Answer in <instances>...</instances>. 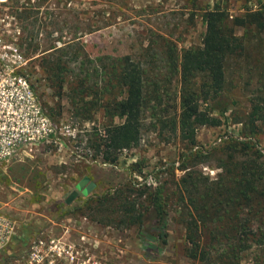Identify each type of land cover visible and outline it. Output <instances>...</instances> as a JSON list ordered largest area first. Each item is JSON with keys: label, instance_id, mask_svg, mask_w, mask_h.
I'll return each instance as SVG.
<instances>
[{"label": "trees", "instance_id": "16d2710c", "mask_svg": "<svg viewBox=\"0 0 264 264\" xmlns=\"http://www.w3.org/2000/svg\"><path fill=\"white\" fill-rule=\"evenodd\" d=\"M203 20L197 47L179 52L166 43L157 51L154 41L137 58H92L74 38L41 57L43 72L55 97L67 96L74 118L92 121L102 112L103 129L90 140L102 164L118 166L124 151L140 145L147 125L191 146L163 183L131 178L89 196L84 204L94 221L119 231L136 228L143 256L152 262L168 248L175 219L185 232L187 260L264 264V152L253 143L264 124V3L233 21L216 4ZM228 113L247 136L201 149L198 130L220 127ZM212 157L221 170L216 181L195 168ZM128 170L142 174L138 162Z\"/></svg>", "mask_w": 264, "mask_h": 264}, {"label": "rangeland", "instance_id": "374dc122", "mask_svg": "<svg viewBox=\"0 0 264 264\" xmlns=\"http://www.w3.org/2000/svg\"><path fill=\"white\" fill-rule=\"evenodd\" d=\"M263 3L264 0H0V84L8 82L7 91L11 93L17 80H25L56 128L54 139L37 143L8 166L0 167V214L18 222L16 235L0 255V264H198L185 258V232L175 219L170 222L168 248L152 262L143 256L136 228L119 231L103 226L91 218L84 204L89 196L100 195L131 178L142 182L148 176V182L154 185L171 179V164L178 168L191 146L147 125L140 145L124 151L118 166L102 164L90 143L97 134L93 132L103 129L102 112L92 121L74 118L67 96L55 97L41 57L52 46L61 47L74 38H79L92 58H137L154 41L157 51L169 43L181 52L201 45L207 9L216 4L227 8L233 21ZM235 31L242 35L244 30L235 27ZM234 71L231 68L229 72ZM3 106L0 99V119L7 121L10 128L27 121L26 117L4 116ZM244 136L243 126L234 124L228 113L220 127L200 128L197 141L208 152L223 147L231 138L243 140ZM253 143L264 152V124ZM209 160L195 168L216 181L221 170L214 157ZM137 162L142 174H130L128 169ZM174 172L177 178L183 175L180 170ZM85 176L96 184V189L88 196L84 190L67 204ZM243 264L256 263L250 258Z\"/></svg>", "mask_w": 264, "mask_h": 264}, {"label": "built area", "instance_id": "2783aa9c", "mask_svg": "<svg viewBox=\"0 0 264 264\" xmlns=\"http://www.w3.org/2000/svg\"><path fill=\"white\" fill-rule=\"evenodd\" d=\"M14 83L17 87L8 93L9 83L0 84V99L4 105L2 114L27 118L16 127L10 128L8 122L0 119V167L8 166L21 152L44 140L54 139L56 128L51 124L42 105L37 100L27 82L23 79ZM3 88V89H1ZM29 134V135H28ZM18 230V223L0 214V255L9 247Z\"/></svg>", "mask_w": 264, "mask_h": 264}, {"label": "water", "instance_id": "95a60500", "mask_svg": "<svg viewBox=\"0 0 264 264\" xmlns=\"http://www.w3.org/2000/svg\"><path fill=\"white\" fill-rule=\"evenodd\" d=\"M95 189H96V184L94 182H92L89 177H84L78 183L77 190L72 192V194L68 197L66 202H67V204H71L79 196V193H83L84 190H86L87 191V196H88Z\"/></svg>", "mask_w": 264, "mask_h": 264}, {"label": "crops", "instance_id": "0c3cea01", "mask_svg": "<svg viewBox=\"0 0 264 264\" xmlns=\"http://www.w3.org/2000/svg\"><path fill=\"white\" fill-rule=\"evenodd\" d=\"M77 186H78V184H77ZM5 216H7V215H5ZM7 217H9V216H7ZM9 218H11V217H9ZM17 222V221H16ZM18 223V222H17Z\"/></svg>", "mask_w": 264, "mask_h": 264}]
</instances>
